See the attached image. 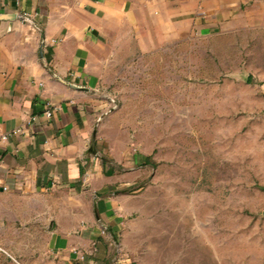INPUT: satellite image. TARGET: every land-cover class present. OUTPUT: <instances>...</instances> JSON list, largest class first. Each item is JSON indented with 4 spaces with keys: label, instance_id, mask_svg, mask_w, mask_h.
Segmentation results:
<instances>
[{
    "label": "rangeland",
    "instance_id": "obj_1",
    "mask_svg": "<svg viewBox=\"0 0 264 264\" xmlns=\"http://www.w3.org/2000/svg\"><path fill=\"white\" fill-rule=\"evenodd\" d=\"M120 2L135 25L102 27L93 155L122 217L110 258L264 264V0Z\"/></svg>",
    "mask_w": 264,
    "mask_h": 264
},
{
    "label": "crops",
    "instance_id": "obj_2",
    "mask_svg": "<svg viewBox=\"0 0 264 264\" xmlns=\"http://www.w3.org/2000/svg\"><path fill=\"white\" fill-rule=\"evenodd\" d=\"M120 1L0 0V264H128L109 256L122 217L91 153L102 27L135 25Z\"/></svg>",
    "mask_w": 264,
    "mask_h": 264
},
{
    "label": "built area",
    "instance_id": "obj_3",
    "mask_svg": "<svg viewBox=\"0 0 264 264\" xmlns=\"http://www.w3.org/2000/svg\"><path fill=\"white\" fill-rule=\"evenodd\" d=\"M25 17H28V15L24 14L23 15V20H24ZM56 110H57V107H54V106H51L50 108H48V110L45 113L46 117L51 119L53 117V114H54V112Z\"/></svg>",
    "mask_w": 264,
    "mask_h": 264
},
{
    "label": "water",
    "instance_id": "obj_4",
    "mask_svg": "<svg viewBox=\"0 0 264 264\" xmlns=\"http://www.w3.org/2000/svg\"><path fill=\"white\" fill-rule=\"evenodd\" d=\"M94 147L92 148V155H96L97 154V151H96V149H95V143H94V145H93Z\"/></svg>",
    "mask_w": 264,
    "mask_h": 264
}]
</instances>
